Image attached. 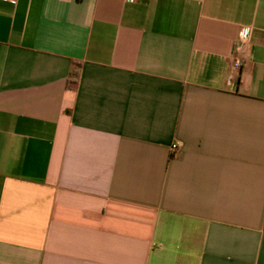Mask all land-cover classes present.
<instances>
[{
    "label": "crops",
    "instance_id": "1",
    "mask_svg": "<svg viewBox=\"0 0 264 264\" xmlns=\"http://www.w3.org/2000/svg\"><path fill=\"white\" fill-rule=\"evenodd\" d=\"M0 264H264V0H0Z\"/></svg>",
    "mask_w": 264,
    "mask_h": 264
},
{
    "label": "built area",
    "instance_id": "2",
    "mask_svg": "<svg viewBox=\"0 0 264 264\" xmlns=\"http://www.w3.org/2000/svg\"><path fill=\"white\" fill-rule=\"evenodd\" d=\"M2 1L15 3V0H2ZM129 1H132V0H129ZM250 34L251 33L249 29H243L240 32L239 40H240L241 46L237 48L236 52L231 57V68L233 71L241 72L243 69L244 61H245L243 50H244V46L249 43ZM177 148H178L177 144L172 146L173 151L176 150Z\"/></svg>",
    "mask_w": 264,
    "mask_h": 264
},
{
    "label": "trees",
    "instance_id": "3",
    "mask_svg": "<svg viewBox=\"0 0 264 264\" xmlns=\"http://www.w3.org/2000/svg\"><path fill=\"white\" fill-rule=\"evenodd\" d=\"M72 74H73V76H74V75L76 74V71H74Z\"/></svg>",
    "mask_w": 264,
    "mask_h": 264
}]
</instances>
